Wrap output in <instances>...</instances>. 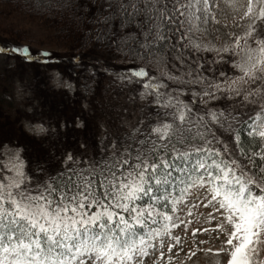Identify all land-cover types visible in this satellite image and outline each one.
I'll list each match as a JSON object with an SVG mask.
<instances>
[{"label": "snow or ice", "instance_id": "obj_1", "mask_svg": "<svg viewBox=\"0 0 264 264\" xmlns=\"http://www.w3.org/2000/svg\"><path fill=\"white\" fill-rule=\"evenodd\" d=\"M227 6L226 38L212 42L200 27L220 23L210 0H34L41 12H69L83 30L91 80L103 70L122 89L142 84L148 110L130 124L122 109L114 131L97 125L94 143H61L27 165L26 145L0 141V154L15 161L0 175V264H176L185 248L189 260L203 251L212 264H264V0ZM0 53L45 71L63 59L26 44ZM69 59L80 66L76 54ZM117 62L124 70L110 72ZM55 81L77 90L63 76ZM79 91L85 101L94 94L83 80ZM81 109L94 115L87 102ZM16 124L45 144L88 128L80 114L68 120L32 107H21ZM198 206L214 222L215 250H193L189 243L205 241L178 234L208 233L189 228Z\"/></svg>", "mask_w": 264, "mask_h": 264}, {"label": "trees", "instance_id": "obj_2", "mask_svg": "<svg viewBox=\"0 0 264 264\" xmlns=\"http://www.w3.org/2000/svg\"><path fill=\"white\" fill-rule=\"evenodd\" d=\"M0 3L17 7L19 10L22 9L29 16L37 15L40 20L51 21L52 18H55L53 20L55 25L59 24L67 27L64 39L67 37V44L71 51L63 55V59L56 68H50L45 71L38 64L23 61L18 54H4L15 59L16 65L13 70L15 71V68H17L21 72V77L26 78L28 81L27 87L31 93V100L36 103L34 112L43 113L45 116H62L68 120L80 114L88 120V128L84 132L69 127L61 133L60 139L54 137L50 144H45L43 141L28 138L17 127V118L5 113L0 105V141L7 143L18 140L21 144L26 145L27 152L22 157L26 165L32 160L39 161L49 158L48 154L51 148H55V151L59 153L61 149L58 145L61 143L64 148H76L77 141L81 137L94 143L93 137L102 131V128L97 125H102L110 132L114 131L117 115L122 109H127L125 118L130 124L135 123L137 117L148 110L137 95L143 86L142 84H133L122 89L118 84L113 83L112 76L104 74L103 70L96 73L94 81L90 79L89 69L91 64L95 63L92 59L93 53L87 43L84 42L83 30L71 18L69 12L61 13L57 10H53L51 14L48 10L41 12L33 7L34 0H0ZM56 19H59L57 24ZM9 40L0 36V46L24 45ZM26 45L32 49L28 43ZM33 52L35 51L33 50ZM73 54L80 57V66L78 67L76 66V61L69 59ZM124 67L123 64L117 62L109 71H122ZM55 69L58 70L63 78L69 79L77 85V90L73 94H68L64 90H57L50 85V72ZM93 71L95 70L93 69ZM82 80L94 90V94L90 93L87 101H85L84 95L79 91V85ZM82 102H87L91 105L94 115L82 112ZM2 156L3 154H0V158Z\"/></svg>", "mask_w": 264, "mask_h": 264}, {"label": "rangeland", "instance_id": "obj_3", "mask_svg": "<svg viewBox=\"0 0 264 264\" xmlns=\"http://www.w3.org/2000/svg\"><path fill=\"white\" fill-rule=\"evenodd\" d=\"M214 2L217 7L215 15L219 20V24L209 23L207 26L201 24V29L206 28V39L208 41L215 42V38L224 36L225 29L222 27L226 22L231 21L232 11L227 6L228 0H210ZM22 10V9H21ZM17 7L8 6L0 3V36L5 37L7 40H13L20 44H29L32 49L38 50H50L55 53H59L62 56L71 51V48L67 44V37L64 39L67 27L65 25L57 24L59 19H56V24L53 23L55 18L51 21L40 20L37 15L29 16L23 10L21 11ZM23 32V34H21ZM199 34L193 36V39H199ZM9 40V41H10ZM16 61L14 58L7 56L4 53H0V105L5 113L13 118H17V113L21 107H32L33 110L36 107V103L31 100V93L28 90V81L26 78L21 77V72L15 67ZM62 76L58 70L50 72V85L55 87V78ZM66 81H71L64 78ZM72 82V81H71ZM143 90V86L139 92ZM73 94V93H72ZM37 114H40L39 112ZM15 161L8 155H4L0 158V175L7 176L11 173ZM194 211L192 223L189 228H207L208 233L200 232L196 237H193L189 232L185 237L184 233H178L184 237L187 241L203 240L204 245L198 246L189 243L187 247L196 249V247L213 248L219 246L220 241L214 238V232L211 229L214 228V222L210 221L207 217V212L202 207H197ZM208 211H211L208 209ZM187 252V248H185ZM185 252L180 253L179 257L174 256L173 260L178 264L179 261H183L184 264H212L213 253H205L203 251H197L196 255L190 260L186 258Z\"/></svg>", "mask_w": 264, "mask_h": 264}]
</instances>
